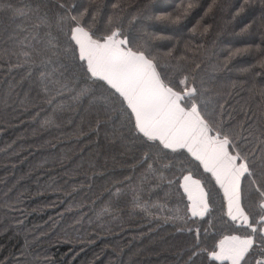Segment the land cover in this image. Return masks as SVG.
I'll use <instances>...</instances> for the list:
<instances>
[{
	"label": "trees",
	"instance_id": "obj_1",
	"mask_svg": "<svg viewBox=\"0 0 264 264\" xmlns=\"http://www.w3.org/2000/svg\"><path fill=\"white\" fill-rule=\"evenodd\" d=\"M212 3L0 0V264H185L193 252L192 264H230L207 253L222 236L243 237L252 230L227 215L215 178L186 150L161 151L158 141L146 143L120 128L119 118L109 119L105 105L115 99L103 82L85 77L70 50L65 52L70 21L64 25L67 33L55 23L37 29V17L27 8L40 4V15L50 18H79L87 9L82 23L94 24L97 34L105 32L112 17V27L168 65L162 69L165 78L171 74L178 83L185 75L190 82L194 76L197 87L225 105V117L231 113L232 123L244 120L253 133L248 150L259 151L264 0H216L210 9ZM19 8L27 15L16 14ZM49 40L60 54L42 65L35 50ZM237 49L248 50L230 57ZM24 52L35 63L26 62ZM42 72L68 82V89L48 84ZM81 88L90 94L79 95ZM182 169L211 192L205 216H193L188 209ZM252 179L241 176L243 205L255 224L264 212ZM260 238L257 232L244 264L264 260Z\"/></svg>",
	"mask_w": 264,
	"mask_h": 264
},
{
	"label": "snow or ice",
	"instance_id": "obj_2",
	"mask_svg": "<svg viewBox=\"0 0 264 264\" xmlns=\"http://www.w3.org/2000/svg\"><path fill=\"white\" fill-rule=\"evenodd\" d=\"M215 2L213 0L209 5L210 9L215 6ZM117 6L113 5L114 8ZM59 7L67 6L60 3ZM27 8L37 17V23L33 25L37 29L41 26L50 28L55 23L67 33L69 29L64 28V25L70 21L69 47L65 52L70 50L73 62L79 65L85 77L93 83L103 82L102 87L115 99V104L105 105V112L111 114L109 119L119 118L120 128L127 127L133 135L146 143L158 141L159 146H162L161 151L170 149L175 153L178 149L186 150L205 173H211L215 178L224 194L227 215L233 222L247 225L252 230V235L222 236L213 245L214 250L207 255L218 261H229L230 264H244L245 254L256 243L254 236L257 232L261 234L259 243L264 255V227H258L264 225V215L259 216L255 224L251 222L243 205L245 193L241 184V176L247 174L253 178L251 183L257 186L260 210L264 212V130L256 139L260 145L259 151L255 148L249 151L248 137L253 133L250 127L245 128L244 120L232 123L234 117L231 113L225 117V105H217L202 85L197 87L194 76L190 82L189 76L185 75L178 83L173 81L171 74L165 78L162 69L168 65L161 63L143 43L133 44L120 28L112 27V17H109V27L105 32L97 34L94 24L90 23L86 27L82 23L87 9L80 13L79 18L61 15L50 18L40 15V4L34 7L29 4ZM14 11L19 15H27L23 8ZM203 31H208L207 26L203 27ZM32 35L35 36L36 33ZM247 50L237 49L230 53V57ZM260 51L264 52V48ZM35 52L42 65L51 64L60 54L59 46L51 40ZM21 55L26 62L35 63L31 60L30 53L24 52ZM259 63L264 65V58ZM196 68L199 69V65ZM53 75L52 72H42L41 79L60 89H68V82L53 79ZM45 90L47 91V87ZM85 94H90V90L81 88L79 95ZM147 155L148 153L145 154ZM157 158H160L159 152ZM151 168L152 165H149L150 170ZM182 171L186 172L181 187L187 194L189 211L193 216H205L210 213L211 192L205 191L202 181L194 178L191 171ZM257 176L259 180L256 179ZM133 191L138 192V189L134 187ZM117 192L120 190L117 189ZM135 199L138 200V196ZM195 255L197 252H193L185 264H192V257ZM257 264H264V260L257 261Z\"/></svg>",
	"mask_w": 264,
	"mask_h": 264
},
{
	"label": "crops",
	"instance_id": "obj_3",
	"mask_svg": "<svg viewBox=\"0 0 264 264\" xmlns=\"http://www.w3.org/2000/svg\"><path fill=\"white\" fill-rule=\"evenodd\" d=\"M230 263V262H229Z\"/></svg>",
	"mask_w": 264,
	"mask_h": 264
}]
</instances>
